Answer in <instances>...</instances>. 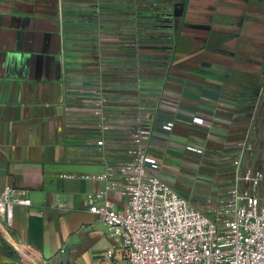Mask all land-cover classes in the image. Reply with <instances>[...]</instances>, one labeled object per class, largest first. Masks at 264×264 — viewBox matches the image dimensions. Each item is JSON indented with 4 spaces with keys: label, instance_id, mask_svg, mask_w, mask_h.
Segmentation results:
<instances>
[{
    "label": "crops",
    "instance_id": "0c3cea01",
    "mask_svg": "<svg viewBox=\"0 0 264 264\" xmlns=\"http://www.w3.org/2000/svg\"><path fill=\"white\" fill-rule=\"evenodd\" d=\"M135 129L158 175L212 215L236 144L253 146L242 168L264 162V0H0V192L31 200L9 238L0 222V264H112L119 240L86 201L104 182L85 176L128 160Z\"/></svg>",
    "mask_w": 264,
    "mask_h": 264
},
{
    "label": "built area",
    "instance_id": "2783aa9c",
    "mask_svg": "<svg viewBox=\"0 0 264 264\" xmlns=\"http://www.w3.org/2000/svg\"><path fill=\"white\" fill-rule=\"evenodd\" d=\"M93 115L97 129L104 135L111 129L105 115V99L95 101ZM204 119L193 116L192 122ZM175 123L161 128L171 132ZM140 129L131 133L130 158L105 172L86 175L104 182V186L86 198L89 212L103 221L109 236L119 240L107 251L104 260L112 264H264V162L258 167L242 168L253 146L245 137L236 144L233 183L213 214L197 209L157 173L159 163L141 148L148 138ZM103 145V140H97ZM185 149L202 154L204 148L189 143ZM118 174L119 181L115 179ZM110 193L125 198L117 210ZM26 190L7 185L0 192V222L5 238L10 237L14 208L28 207ZM105 264V263H104Z\"/></svg>",
    "mask_w": 264,
    "mask_h": 264
}]
</instances>
